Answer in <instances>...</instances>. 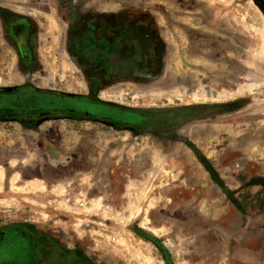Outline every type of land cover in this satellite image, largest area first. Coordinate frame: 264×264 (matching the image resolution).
Returning a JSON list of instances; mask_svg holds the SVG:
<instances>
[{
    "label": "rangeland",
    "instance_id": "rangeland-1",
    "mask_svg": "<svg viewBox=\"0 0 264 264\" xmlns=\"http://www.w3.org/2000/svg\"><path fill=\"white\" fill-rule=\"evenodd\" d=\"M36 1L79 3L94 43L50 9L3 58L43 109L0 121V253L20 227L40 264H264L262 0Z\"/></svg>",
    "mask_w": 264,
    "mask_h": 264
},
{
    "label": "flooded vegetation",
    "instance_id": "flooded-vegetation-1",
    "mask_svg": "<svg viewBox=\"0 0 264 264\" xmlns=\"http://www.w3.org/2000/svg\"><path fill=\"white\" fill-rule=\"evenodd\" d=\"M60 4L61 5H59L58 8L53 6V9L49 7L50 3H39L36 0H28L24 4L25 7L28 9H25L23 11L14 10V12L5 9L4 11L0 12V18L2 19V21L5 22L4 28L6 33V39L3 43L7 44L9 48L15 50V54L16 57L19 59V62L22 58L27 59V57H30V54H33L31 37H33L34 34H40V31L34 28L32 19H34V17L38 13L46 12L50 9H52V11L55 9H59L60 14L63 17L58 19H60V21H63L64 25L66 26L67 32L70 34V41L68 40V47L71 46V53L77 55V57H83L88 54L86 50L82 49L84 47V45L82 44L84 42L90 44L94 43V41L91 39L92 36L90 37V34L84 32L83 28L78 27L79 18L76 16L75 10H77L76 6H78L79 3L62 2ZM70 14H73L75 16L69 19L68 17L70 16ZM72 27H75V29ZM66 30L64 28V31ZM86 33L87 35H85ZM89 51H93V49H89ZM93 56H95L94 52ZM15 69L20 71V64H18ZM24 89L18 90V88L16 87L0 89L1 118L4 117L7 120H14L18 122L25 121L26 118L29 117V115H25L22 118L21 110L26 108L32 111L31 113H34L35 117L40 116V113L37 114L36 112H39L41 109H43L42 105L36 104V102L21 100V91ZM38 99L40 98L38 97ZM45 116H48V114H45ZM22 230L23 229L20 227H12L11 229H7V231H5L7 233H11L14 236V238L12 239L14 247L8 254V256L5 253H0V264H6L9 261L13 262V264H16V262L19 263V260H21L24 264H33L34 262H36V243L34 242V240L32 241L31 236H26V232H24L25 230ZM0 234H3V232H0Z\"/></svg>",
    "mask_w": 264,
    "mask_h": 264
},
{
    "label": "crops",
    "instance_id": "crops-1",
    "mask_svg": "<svg viewBox=\"0 0 264 264\" xmlns=\"http://www.w3.org/2000/svg\"><path fill=\"white\" fill-rule=\"evenodd\" d=\"M28 0H0V12H2V11H4L5 9H7V10H10V11H13L14 12V10H17V11H23V10H25V9H28V8H26L25 7V3L27 2ZM261 2H263V4H264V0H262ZM1 15V14H0ZM20 15H22V14H20ZM5 22L4 21H2V19L0 18V75L2 76V75H6L5 73H3V72H7L8 70H7V68L8 67H5V64H3V58L4 57H16V54H15V50L14 49H12V52L11 51H9L11 48H7V50H6V48L2 45V43L5 41V39H6V37H5V28H4V26H5V24H4ZM260 58H262L263 56H259ZM260 67H262L263 69H264V66H262L261 64H260ZM14 68H16V66L14 67ZM7 70V71H6ZM0 76V83H3L4 82V76L3 77H1ZM4 84V83H3ZM0 85H2V84H0ZM2 87L0 86V89H1ZM7 119H5L4 117H0V121H6ZM8 121V120H7ZM9 121H11V120H9ZM34 136V135H33ZM52 142H53V140H51ZM18 142L20 143V141L18 140ZM51 147H53V146H51ZM20 147L18 146V147H13L12 146V151L16 154V157H17V160L19 161L20 160V158H19V156H20V149H19ZM18 150V151H17ZM10 152V151H9ZM8 152V153H9ZM60 152H63V151H60ZM55 159V160H54ZM51 158V160L53 161V162H50V163H54V162H58L57 160H61L60 158ZM35 160V159H34ZM20 162V161H19ZM21 163H19V166H18V168H20V165ZM8 168V166L6 167L5 166V169H7ZM84 168V167H83ZM14 173V172H13ZM65 175V174H64ZM67 175V174H66ZM65 175V176H66ZM51 176V175H50ZM49 176V177H50ZM0 177H3L4 179H6L7 178V174H6V172L3 170V172H0ZM64 177V176H63ZM63 177H61L60 179H65V178H63ZM12 178L14 179V183H13V185H16V187H17V185H19V184H17V183H15V181L17 180V179H19L20 178V174L17 172V174H14V176H12ZM50 184H52V183H49L48 185H50ZM61 184H63V183H61ZM68 184V183H67ZM54 189V188H53ZM67 189V188H66ZM66 191V190H65ZM51 192H54L53 190L51 191ZM50 193V192H49ZM99 199V198H98ZM98 199H89L88 201H90V200H95L96 202L98 201ZM19 200V199H18ZM80 201V200H79ZM22 201L21 200H19L18 201V203H19V205L20 204H23V203H21ZM50 202H52V201H50ZM53 202H56V201H53ZM80 202H82V201H80ZM93 205H96V204H93ZM19 207V208H18ZM20 207H21V205L20 206H17V209L19 210L18 212H20V213H18L17 211H16V213H14V216L15 215H17V216H19L20 217V214H21V209H20ZM27 218H34V219H37L38 218V214L35 212V210L33 211V210H30L29 211V213L27 214V216H26ZM45 218H47V215L45 214ZM46 220V219H45ZM46 243H47V241H46ZM51 248L52 247H48V249H50L51 250ZM79 256V255H78ZM77 256V258L78 259H80L79 257ZM35 257H36V259L38 260V258H40V255H38V254H36L35 255ZM16 264H24L21 260H19V263H17L16 262ZM27 264V263H26ZM33 264H40V262H34Z\"/></svg>",
    "mask_w": 264,
    "mask_h": 264
},
{
    "label": "bare ground",
    "instance_id": "bare-ground-1",
    "mask_svg": "<svg viewBox=\"0 0 264 264\" xmlns=\"http://www.w3.org/2000/svg\"><path fill=\"white\" fill-rule=\"evenodd\" d=\"M262 40L264 41V30H263V33H262ZM260 55L264 57V46H263V49L261 50Z\"/></svg>",
    "mask_w": 264,
    "mask_h": 264
}]
</instances>
